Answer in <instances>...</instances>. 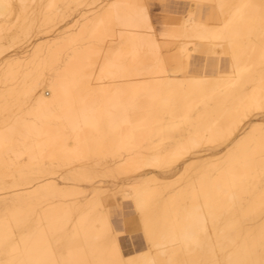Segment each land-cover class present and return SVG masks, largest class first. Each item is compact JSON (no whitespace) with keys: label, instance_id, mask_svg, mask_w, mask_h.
Here are the masks:
<instances>
[{"label":"bare ground","instance_id":"bare-ground-1","mask_svg":"<svg viewBox=\"0 0 264 264\" xmlns=\"http://www.w3.org/2000/svg\"><path fill=\"white\" fill-rule=\"evenodd\" d=\"M192 1H172L190 14L170 17L180 21L176 33L199 38L203 52L228 55H208L210 73L199 69V77L187 75L196 47L135 26L133 6L141 0H103L92 8L85 7L90 0H0V54L7 51L4 42L59 15L71 17L31 47L0 55V262L102 264L115 258L104 231L105 220L112 223L109 210L98 197L77 198L78 183L57 175L67 166L68 176L80 181L101 172L143 177L132 183L131 196L147 242L131 254L119 242L123 259L259 264L264 133L258 126L264 117L237 120L248 96L264 89L258 10H245L224 33L217 30L225 21L221 3L261 0H208L215 12ZM197 10L209 15L193 19ZM227 141L223 150L186 155L204 142ZM157 171L169 172V179ZM179 172L183 185L163 195ZM95 188L107 192L101 184ZM117 206L120 214L119 200Z\"/></svg>","mask_w":264,"mask_h":264},{"label":"rangeland","instance_id":"rangeland-1","mask_svg":"<svg viewBox=\"0 0 264 264\" xmlns=\"http://www.w3.org/2000/svg\"><path fill=\"white\" fill-rule=\"evenodd\" d=\"M105 1L107 2L108 0H104V2ZM167 1H171L172 2L173 0H152V3L154 5L153 11H152V15H154V16H160L161 15V10L158 7H155V5H158V4L162 3V2H167ZM194 1L195 0H193L192 2H194ZM205 1H207V2H205ZM101 2H103V0H98V1L96 0V2H93L92 0H90V5L85 6V7L86 8L87 7L92 8V7H95L96 5L100 4ZM197 3L199 5H206V4L210 5L211 4V5H213L215 7V2H213V1L211 2V1H208V0H200V1L197 0ZM60 4H61V8L62 7L64 8L63 10H67V11L69 10L68 7H67V5H65L63 2L62 3L60 2ZM72 6H73V4H72ZM82 6H84V4ZM65 7H67V8H65ZM215 11H216V7L214 8V12ZM205 13L201 14L200 16L198 14H191V17L193 19H197V20H198L199 17H200V19H205L209 15L208 12H207V14H205ZM173 15L175 17H182V15L190 16V14L188 13V6L187 5H184V6L176 5L174 8H170L169 9V18L171 16H173ZM54 20L55 21H53V20H50V21L47 20L49 22L45 21L46 27L44 25L43 27H41V29L38 28L37 26L31 28L32 30L30 29L31 30L30 33L28 32L26 35L21 34V36L18 37L16 40H14V42H12V41L9 42V43H8V41H6V43L4 42L5 46H7L6 47L7 51L4 50L2 52L4 54H0V55H2V56L8 55V53H12L15 50H20L21 47L27 46V44H30V47H31L37 40L39 41V38H43V36L46 35L45 34V31H46L47 34H50L53 31L54 28H58V29L63 28L64 25L66 24V22L69 21V20H71V17L68 16V18H67V16H66L65 18H63L62 15L61 16L59 15ZM170 21H171V24H170V27L171 28L169 27V29L167 31H161L160 29H158L157 32L159 34H161V35H158V36L161 37V38L164 37L166 41H172L171 43H175V42H177L178 39H180L178 41H186L187 42V45L188 46L190 45L189 47H196V51H193V57H192L191 65L189 67V69H191V70H190L189 74H187L188 77H193V76L199 77V76H201L202 75V72L199 69H202V68L207 69V73H210L211 66H210V63L207 62L206 59H205L206 58V55L203 52L204 47L201 45V42H200L201 40L199 38H197V37H186L185 36L186 37L185 38L184 35L181 34V32H179V34L176 33V32H178L180 30L179 27H180L181 24L178 23L180 21H179V19H175V20L174 19H170ZM46 22L48 24H51V25H48ZM52 23H54V24H52ZM49 29H51V30H49ZM38 30H39V32H38ZM177 36H178V38H176L177 39L176 40L175 37H177ZM171 38H172V40H170ZM181 39H185V40H181ZM8 46H9V48H8ZM2 56H0V57H2ZM210 56L211 57L213 56V57H216V58H223V59H225L226 57H228V55L225 54V53H223V54L222 53H218V54H214V55L213 54H210ZM222 64L223 65H226L227 64V61L224 62V60H223L222 61ZM179 75H183V73L182 72H179ZM255 113H257L255 117H258L259 115H261L259 113V111H256ZM170 141L171 140H169V139L166 140V144H170ZM225 143L226 144H224V143H221L220 144L219 142H208V144L207 143L205 144V142H204V143L201 144L202 146H199V147H191L190 148L191 151L189 150L190 153L187 152L188 154H186V155H189L191 153H196L198 151H201V152H204L205 151V152L213 153V152L216 151V149L223 150V148L225 147V145H227L229 142L227 141ZM214 145H215V147H214ZM216 145H218V146H216ZM180 164H182V162H180ZM65 167L67 168V166H64L63 167L64 170H62V168L61 169L58 168L59 173L60 172L61 173L58 174V172H57V175H61V176L68 177L67 178V181L68 182L71 180L70 181L71 183H74V182H76L74 184H77L78 183L77 186H80V188H82V191L79 192L78 194H76L78 197L75 195L77 198L82 199V200H86L88 197L89 198L90 197H94V198L98 197L102 202L103 201L105 202V203L103 202V205H104L103 207H105V209L107 211L109 210L108 213H109V216L111 218V221H112L113 226H116L117 224L119 225V228H118V231L120 232V240L119 241H120V244L123 247V249H125L126 251H131L138 244H146L147 240H146V237H145L144 232H143L142 222H141V219H140V215L138 213V210L136 208V205L134 203V200L132 199V196H131L132 188H133L134 185H136V184H134L132 186V183L133 182H139V181H141L143 179V177L141 175L137 174V172L136 173H131V172H128L127 173L126 171L124 173H121L119 171V172H114V173H110V174L109 173H102L101 172L100 174H103V175H100L98 173L97 175L93 176L94 178L93 177L89 178V180H91V181L93 179L92 182L89 181V180H87V179H83L82 181H80V180H77V179H73L71 176H68V174L66 173ZM100 168H101V166H100ZM121 170H123V169H121ZM157 172H159V174H158L159 177L169 179V172H166V171H164L163 173H162V171L161 172L160 171H157ZM28 177H30L29 180H32L33 182L36 181L35 180V178H36V175L35 174L30 173V174H28ZM174 177H175V180H174L175 182L173 184H171V185H169V183H168L169 186L166 185L164 187V194L163 195H166L167 196L176 187L179 188L181 185H183V183H184V179H183L184 175H182V172H179L178 174H175L171 178H174ZM179 178H180V180H179ZM84 180H86V181H84ZM176 181H177V183H176ZM149 183L151 185L154 184L153 181H149ZM98 184L99 185L100 184L103 185V188H105V189H103V188L102 189L105 190V191H107V192L109 191L108 194H107V192L105 193L104 191L96 192V190H95L96 188L95 187H97ZM111 191H113V193H111ZM82 192L83 193L84 192H87V193L81 194ZM100 192H102V193H100ZM80 194H81V196H79ZM101 194H103L104 196H101ZM105 194H106V196H105ZM99 196H101V197H99ZM71 198H74V196L73 197L70 196V198H66V199H71ZM118 200L120 201V203L122 205L121 208L123 210V213H126V214L127 213H131V214L133 213V214H137L138 215L139 221L138 220L135 221L134 226L127 227V226L123 225V223H121L122 222L121 221L122 220L121 218L123 217V215L117 214V212H116V209L118 207L117 206ZM108 203H109V205H107Z\"/></svg>","mask_w":264,"mask_h":264},{"label":"snow or ice","instance_id":"snow-or-ice-1","mask_svg":"<svg viewBox=\"0 0 264 264\" xmlns=\"http://www.w3.org/2000/svg\"><path fill=\"white\" fill-rule=\"evenodd\" d=\"M136 9L135 13V26L145 33L146 35L152 36L157 34V30L167 31L170 27L171 21L169 18V9L170 5L166 2H162L155 7H158L161 10L160 16L152 15L153 11V3L152 0H141L140 3L133 6ZM220 9L225 11V21L222 24L221 28L217 31L224 33L229 25L235 23L238 19H242L245 10H258L259 21H260V42H261V50L264 53V0H261L259 5L255 4H241V5H232L221 3L219 5ZM222 38H226L223 37ZM250 38L251 34H250ZM256 111H259L262 117H264V89L261 90L259 96H256L255 93H252L248 96V102L244 105L239 114H238V122L242 121L249 116L253 115ZM259 129L262 133H264V119L259 124ZM138 207H140L142 215H145V232L148 234V225H147V216L146 209L143 203L140 201V198L137 197ZM125 226L132 227L134 226V222L132 219H126L124 221ZM119 225L113 226L112 223L105 220L104 223V231L105 237L108 242L110 251L112 252L114 259H110L102 262V264H137V261L134 258L123 259L120 256V248H119V240H120V232L118 231ZM150 242H155L151 235L149 234ZM0 264H4V262H0ZM8 264H51L49 261L43 260H32V261H10ZM60 264V262H57ZM63 264H73L71 261L63 262ZM227 264V262H226ZM245 264H255V262H245ZM259 264H264V254H262V259L259 261Z\"/></svg>","mask_w":264,"mask_h":264},{"label":"crops","instance_id":"crops-1","mask_svg":"<svg viewBox=\"0 0 264 264\" xmlns=\"http://www.w3.org/2000/svg\"><path fill=\"white\" fill-rule=\"evenodd\" d=\"M167 4H169L170 5V8H174L175 7V5L171 2V1H167L166 2ZM199 10H197V14L199 15ZM172 17H174V15L173 16H171V18ZM205 53V55H206V57L208 56V55H210V52L208 51V52H204ZM206 59V58H205ZM206 61H207V59H206ZM122 209V208H121ZM117 214H119L118 212H117ZM120 215H123V217L121 218L122 220V222L121 223H123V225H125L124 224V221L126 220V219H132L133 221H134V223H135V221H139V218H138V215L137 214H131V213H123V210L121 211V213H120ZM120 242V241H119ZM145 247V244H138L136 247H134L131 251H126L125 249H123L127 254H131V253H135V252H137V251H140V250H142L143 248ZM123 248V247H122Z\"/></svg>","mask_w":264,"mask_h":264}]
</instances>
